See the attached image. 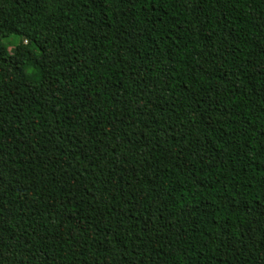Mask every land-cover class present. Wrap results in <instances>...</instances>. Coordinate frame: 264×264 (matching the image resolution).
<instances>
[{
	"label": "trees",
	"instance_id": "trees-1",
	"mask_svg": "<svg viewBox=\"0 0 264 264\" xmlns=\"http://www.w3.org/2000/svg\"><path fill=\"white\" fill-rule=\"evenodd\" d=\"M0 264H264V0H0Z\"/></svg>",
	"mask_w": 264,
	"mask_h": 264
},
{
	"label": "rangeland",
	"instance_id": "rangeland-1",
	"mask_svg": "<svg viewBox=\"0 0 264 264\" xmlns=\"http://www.w3.org/2000/svg\"><path fill=\"white\" fill-rule=\"evenodd\" d=\"M22 40L19 39H9L5 41V44L8 46L10 50H12L16 45H18Z\"/></svg>",
	"mask_w": 264,
	"mask_h": 264
}]
</instances>
